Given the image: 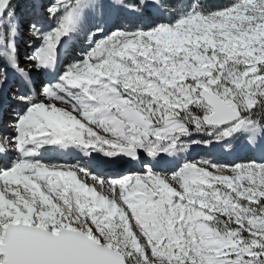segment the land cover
Listing matches in <instances>:
<instances>
[{
	"label": "snow or ice",
	"instance_id": "6c2138e0",
	"mask_svg": "<svg viewBox=\"0 0 264 264\" xmlns=\"http://www.w3.org/2000/svg\"><path fill=\"white\" fill-rule=\"evenodd\" d=\"M0 264H264V0H0Z\"/></svg>",
	"mask_w": 264,
	"mask_h": 264
},
{
	"label": "rangeland",
	"instance_id": "374dc122",
	"mask_svg": "<svg viewBox=\"0 0 264 264\" xmlns=\"http://www.w3.org/2000/svg\"><path fill=\"white\" fill-rule=\"evenodd\" d=\"M130 18H132V17H130ZM130 18L128 19L127 22L130 23V24H133V25H135L137 23L148 24V23L151 22V20H150V18L148 16H145V17H135V21H133V22L130 21ZM27 40H28L27 26L25 25L24 26V32H23V35H22V38H21V51H22V54H23V51L25 50L24 49V45L26 44ZM73 55H75V52H73ZM203 154H205V151L203 149L196 148V149H194V151L192 153V156H193V158H195L196 156L203 155ZM215 154L217 156H220V157L224 158V159H233L234 158L232 156H225L223 150L222 149H219V148L215 150ZM237 154L240 155V156L245 155V153L242 152V151H240L239 149H238V153ZM70 160L72 161V159L69 157V162H70Z\"/></svg>",
	"mask_w": 264,
	"mask_h": 264
},
{
	"label": "trees",
	"instance_id": "16d2710c",
	"mask_svg": "<svg viewBox=\"0 0 264 264\" xmlns=\"http://www.w3.org/2000/svg\"><path fill=\"white\" fill-rule=\"evenodd\" d=\"M218 2H223V0H218Z\"/></svg>",
	"mask_w": 264,
	"mask_h": 264
}]
</instances>
